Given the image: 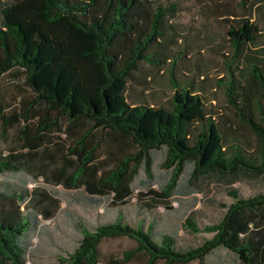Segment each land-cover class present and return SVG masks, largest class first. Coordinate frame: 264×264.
<instances>
[{"label":"trees","instance_id":"obj_1","mask_svg":"<svg viewBox=\"0 0 264 264\" xmlns=\"http://www.w3.org/2000/svg\"><path fill=\"white\" fill-rule=\"evenodd\" d=\"M198 2L227 30L232 56L218 85L239 124L209 103L204 73L179 70L189 49L179 0H0V176L50 174L77 202L120 205L108 222L73 218L80 238L64 263L103 264L102 243L128 238L135 248L108 264H264V0ZM147 67L167 70L165 101ZM142 174L157 207L129 206ZM243 176L262 190L231 189L216 222L199 224L196 197L180 222L168 220L179 212L170 200L200 180ZM48 198L0 181V264H28ZM182 230L213 237L183 246Z\"/></svg>","mask_w":264,"mask_h":264},{"label":"rangeland","instance_id":"obj_2","mask_svg":"<svg viewBox=\"0 0 264 264\" xmlns=\"http://www.w3.org/2000/svg\"><path fill=\"white\" fill-rule=\"evenodd\" d=\"M179 1L181 10L177 23L181 25L182 30L186 33L187 45L189 46L188 55L186 56L187 64L185 67L181 65L179 70L182 68L181 70L188 73V75L195 73L201 75L204 73L207 77L205 87L207 88L206 93L209 103L225 117L223 122L229 121L239 124L237 116L228 105L225 92L218 85L220 84V78H227L226 57L230 58L232 56L225 25L221 21L205 16L203 7L198 0ZM262 11L264 13V9ZM257 18L261 20L260 23H263L260 16H257ZM260 27L264 28V23ZM147 69L148 74L153 79L151 85L157 90L155 92L157 99L165 101L172 94L167 70L160 72L149 67ZM138 91L139 89H136L134 94H137ZM226 125H229V123H226ZM10 135H15V132ZM241 135H249V139H252L250 137L252 134L248 132H244ZM250 143L254 144L253 139L250 140ZM1 148H4L2 143H0ZM53 167H55V164L50 165L51 169ZM155 172L163 174L167 170L158 164ZM49 175L48 177L42 176L38 180H35V174L30 171H24L16 177L10 175L0 176V181L14 184L16 181L22 180L28 183L29 189L49 195V198L43 202L52 213L51 219L42 220L43 227L40 235L33 240L35 252L29 259L28 264H67L63 261L74 250L80 238V233L73 223V218L77 215L89 225H95L113 220L120 208L119 204L106 203L98 207L94 204L77 202L72 198L74 191L67 189L64 185H57L56 181ZM183 177H186L185 173H183ZM143 180L144 175L142 174L134 187V195L129 206L141 203L145 206L151 204L157 207L158 203L153 202L152 197L148 195V189L143 185ZM151 188L154 191H160L158 184L153 185ZM233 188L238 189L244 196L255 195L262 190V182L260 178L251 176H243L238 183L234 184L227 179H219L217 177L200 180L196 185H193V195L170 200L172 207L178 208L179 212H171L168 220L174 223L180 222L183 212H188L192 208L196 197V203L198 204L195 209L198 210L199 224L203 227L205 224L216 222L225 211L221 205H229L233 201V198L228 194ZM159 211L162 212L163 208H160ZM212 237L213 234H194L190 231L182 230L178 236V242L183 246H189L199 244ZM135 246L136 243L128 238L104 241L101 245L103 264H108L112 260H123L124 253L135 248ZM144 261L143 258H135L125 264H143ZM158 264L165 263L159 262ZM190 264L198 263L192 262Z\"/></svg>","mask_w":264,"mask_h":264}]
</instances>
